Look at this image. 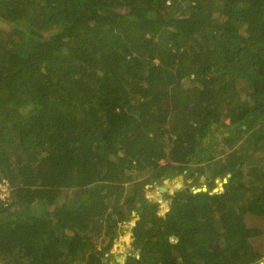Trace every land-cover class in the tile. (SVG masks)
<instances>
[{"label": "trees", "instance_id": "trees-1", "mask_svg": "<svg viewBox=\"0 0 264 264\" xmlns=\"http://www.w3.org/2000/svg\"><path fill=\"white\" fill-rule=\"evenodd\" d=\"M1 24L0 264H119L132 221L121 264H261L264 0H0ZM179 177L206 191L159 215Z\"/></svg>", "mask_w": 264, "mask_h": 264}, {"label": "rangeland", "instance_id": "rangeland-1", "mask_svg": "<svg viewBox=\"0 0 264 264\" xmlns=\"http://www.w3.org/2000/svg\"><path fill=\"white\" fill-rule=\"evenodd\" d=\"M0 27L2 28L4 26L1 24ZM219 150L226 151V149L224 147H221V146H220ZM177 179L178 178L173 179V180H169V184L165 186L167 189L166 193L172 194L174 192V190L176 188L174 180H177ZM216 181L220 182V180H216ZM216 181H215L214 191L218 190V188H219V183H216ZM180 183H181L182 188H189L191 190L192 189H206V186L203 184L204 183L203 178H200L198 180L197 185L192 184V179L187 180V182H186V184H188L187 186L183 183V178L180 181ZM162 186H164L163 183L161 186L155 185L153 188L147 187V191L145 193L146 197L148 199L154 200L157 203H159V209H158L159 215H164L167 211V208H168L167 207V205H168L167 199L164 198L163 195L159 196L158 189H159V187H162ZM133 223H134V221H132L128 225L123 226L120 234L118 235L117 239L115 240V244H114V247L112 249V254L115 255L116 259L125 258L124 255L131 251V247H130L131 239L129 238V236L131 234V230L129 227L131 225H133ZM129 242H130V244H129ZM110 264H113V263L111 262ZM261 264H264V259L261 262Z\"/></svg>", "mask_w": 264, "mask_h": 264}, {"label": "water", "instance_id": "water-1", "mask_svg": "<svg viewBox=\"0 0 264 264\" xmlns=\"http://www.w3.org/2000/svg\"><path fill=\"white\" fill-rule=\"evenodd\" d=\"M228 177H229V175H228ZM180 181H181V177H179L177 180H174V182H175V186H176V190H180V189H182V186H181V183H180ZM226 182V179H223V181H222V183H225ZM216 183H219V186H221L222 185V183H220V182H218V181H216ZM169 184V180L168 179H166V180H164L163 181V185L164 186H162V187H159V189H158V192H159V196H161L162 195V193H165V191H167V189H166V185H168ZM185 190L186 191H191V192H193V193H197V192H200L201 190L202 191H206L205 189H189V188H185ZM216 191V190H215ZM134 224H135V222L133 223V225H131L129 228H130V230L132 229V227L134 226ZM121 230V229H120ZM119 230V231H120ZM129 238L131 239V242H132V239H133V237H132V234H130V236H129ZM129 244H130V242H129ZM127 254H129L130 255V253L128 252ZM124 259L125 258H121V259H117V263H119V264H121L123 261H124Z\"/></svg>", "mask_w": 264, "mask_h": 264}, {"label": "built area", "instance_id": "built-area-1", "mask_svg": "<svg viewBox=\"0 0 264 264\" xmlns=\"http://www.w3.org/2000/svg\"><path fill=\"white\" fill-rule=\"evenodd\" d=\"M13 190V187L10 185V183L4 179H0V203L4 206H7L10 203V196L11 192Z\"/></svg>", "mask_w": 264, "mask_h": 264}, {"label": "crops", "instance_id": "crops-1", "mask_svg": "<svg viewBox=\"0 0 264 264\" xmlns=\"http://www.w3.org/2000/svg\"><path fill=\"white\" fill-rule=\"evenodd\" d=\"M116 261H117V259H116ZM110 264V263H109Z\"/></svg>", "mask_w": 264, "mask_h": 264}, {"label": "flooded vegetation", "instance_id": "flooded-vegetation-1", "mask_svg": "<svg viewBox=\"0 0 264 264\" xmlns=\"http://www.w3.org/2000/svg\"><path fill=\"white\" fill-rule=\"evenodd\" d=\"M176 190V189H175ZM166 192V191H165ZM163 194V193H162Z\"/></svg>", "mask_w": 264, "mask_h": 264}]
</instances>
